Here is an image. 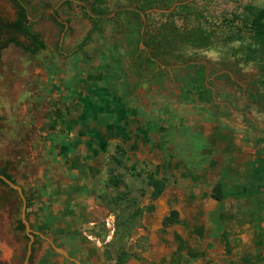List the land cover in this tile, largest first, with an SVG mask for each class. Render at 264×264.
Masks as SVG:
<instances>
[{
	"label": "rangeland",
	"instance_id": "1",
	"mask_svg": "<svg viewBox=\"0 0 264 264\" xmlns=\"http://www.w3.org/2000/svg\"><path fill=\"white\" fill-rule=\"evenodd\" d=\"M25 1L34 13H38L58 0ZM138 1L104 0L98 9L106 14L121 6H137ZM183 4H190V7L184 9ZM170 6L173 5L170 3ZM251 7L264 8V0L177 3L167 12L177 10L179 26L186 22L198 24L193 17L186 20L185 14L199 11L209 24L217 23L220 27L212 26L216 37L208 48L189 49L184 61L172 63L195 60L202 64L158 69L147 61L148 54L141 48V16L125 11L93 24L77 4H64L55 14H46L32 23V31L39 34L47 46L46 50L32 55L23 48L29 46V41L24 36L9 33L4 26L17 19L18 7L11 0H0V169L9 161L8 173L23 186L31 203L36 201L39 189L33 184L57 171L54 142L59 135L56 130L46 136L35 129L25 131L24 123H30L32 129L40 114L43 116L40 125H45L52 116L60 120L65 115L82 112L83 108L91 114L104 101L120 100V108L131 106L143 117L153 116L160 125L166 115L177 117L182 112L181 118H184L189 110L203 115L207 123L218 118L217 125L230 130L237 139L234 144L231 142V148L240 160H237L234 172L225 179L226 192L236 186H246L254 171L256 155L264 152V113L254 96L260 93L256 83L260 74L255 63L245 61V49L241 47L246 42ZM160 20L161 16L153 15L149 24ZM208 23L201 21L199 24L209 31ZM89 36L88 44L77 53ZM12 38L23 47L10 43ZM59 47L64 55L59 53ZM81 87L86 96L78 92ZM16 138H22L23 145L19 146ZM61 140L67 143L64 137ZM15 150L20 152V161L15 160L14 153L12 155L11 151ZM115 158L113 154L104 160L103 172L95 182L96 189L101 192L100 204L107 209L103 221L95 229L89 227L85 231L88 237H93L94 233L101 235L99 242L104 252L108 248V236L121 240L139 227L148 233L149 228L144 222L158 216L152 202L156 207L163 202L153 197L154 191L145 179L132 174L127 163L119 168ZM116 178L121 181L118 188L113 185ZM215 196L218 199L220 195L215 192L213 197L217 200ZM234 200L228 193L224 209ZM22 208L18 193L0 183V264H25L30 240L26 230L15 229L22 221ZM128 216L143 224H128ZM159 216L163 217L164 213ZM34 227L37 230V226ZM89 242L98 243L94 239ZM49 250L44 241H37L32 264L46 263ZM119 254L117 251L116 256Z\"/></svg>",
	"mask_w": 264,
	"mask_h": 264
},
{
	"label": "crops",
	"instance_id": "2",
	"mask_svg": "<svg viewBox=\"0 0 264 264\" xmlns=\"http://www.w3.org/2000/svg\"><path fill=\"white\" fill-rule=\"evenodd\" d=\"M82 91V87L78 89L80 94ZM109 101H104L94 113L124 115L129 128L135 133L134 124L141 123L142 113L131 106L120 108V100ZM82 112L87 113L84 108ZM76 119L72 114L63 116L62 129L73 131V125L79 123ZM111 130L116 135L115 128ZM115 143V136H111L108 140L111 146L105 159L112 155ZM54 146L57 171L33 184L39 189V197L32 203L29 200L27 210L31 225L47 226L45 234L40 235L41 242L50 247L44 264H264V188H254L248 195L242 194L240 188H233L228 193L234 194V203L225 210L228 196L221 201L215 200L213 187L184 190L175 187L169 200H164L165 203L160 206L173 204L172 207L178 210V205H184L187 210L183 209L185 215L173 223L164 222L162 216L157 218L155 215L154 220L151 218L146 224L144 222V226L149 228L148 233L139 227L121 240L108 236L106 244L110 252H104L99 242L101 235L94 233L93 237H88L85 232L89 227L95 229L103 221L107 210L100 204V190L92 183L94 177L103 172V164L92 153H84V149L79 151V143L74 139L70 144L56 139ZM11 152L15 160L20 161V152ZM151 194L150 189L148 196ZM176 199L178 207L174 206ZM127 220L128 224H143L132 216H128ZM32 230L36 228L32 227ZM42 230L39 229L36 234ZM93 239L98 243L89 242ZM36 247L34 240L33 259L29 264L34 261ZM117 251H120L118 256Z\"/></svg>",
	"mask_w": 264,
	"mask_h": 264
},
{
	"label": "flooded vegetation",
	"instance_id": "3",
	"mask_svg": "<svg viewBox=\"0 0 264 264\" xmlns=\"http://www.w3.org/2000/svg\"><path fill=\"white\" fill-rule=\"evenodd\" d=\"M180 113L177 117L166 115L163 125L157 123L153 116L147 118L142 116L140 117L141 123L134 124L137 130L135 133H133V129L129 128L130 124L124 119V115L110 116L101 112L91 114L76 112L72 114L79 122L78 125H73V131L62 129V117L57 120L52 116L53 118L48 123L40 125V119L43 118L41 114L34 128L30 129V123L25 122L23 129L25 131L35 129L39 133L42 132L44 136L51 132L53 134L56 130L57 136L59 135L57 139L64 137L69 144L71 139H74L77 144L79 143V151L83 152L84 149V153H92V156L102 164H104L107 151L111 146L108 145V140L111 136H115L117 143L114 144L112 155L118 157L117 154L126 153L125 160L132 174L141 176L148 183L151 178L163 182L166 189L159 199L165 203L164 200L170 197V193L175 187L182 189L201 188L210 184V187H213L214 190L219 184H225V179L229 176V173L234 172V166L238 164L237 160L240 161L236 153L233 152L234 149L231 148V142L234 144L237 139L234 138L232 132H229L230 130L217 125L218 118L207 123L203 115L196 114L195 111L189 110L184 118H181ZM112 128H115L116 135L111 133ZM21 139L16 138L15 140L17 144L20 143L19 146L22 144ZM24 145H27V143ZM228 148L231 150L228 151ZM194 158L197 159L196 162L192 161ZM84 160H87V158ZM7 167H10L9 161L6 162L4 168L0 169V172ZM5 174L9 175L19 185L15 178L8 173V169ZM98 178L99 175L97 174L92 183L97 182ZM21 187L23 188V186ZM151 188L153 191L155 190L154 187ZM26 197L29 205V197L27 195ZM177 205L178 199H176V205H174L179 206L180 209L178 208V210L172 207L173 204L156 207L157 218L161 213H165L163 216L164 222L168 220L178 221L182 215H185L183 209L186 206ZM153 206L157 205L153 204ZM184 210L187 212L186 209ZM34 226H37L35 232L43 228L42 232L34 234L35 242L41 241L40 235L45 234L44 231L47 230V226L31 225V227Z\"/></svg>",
	"mask_w": 264,
	"mask_h": 264
},
{
	"label": "trees",
	"instance_id": "4",
	"mask_svg": "<svg viewBox=\"0 0 264 264\" xmlns=\"http://www.w3.org/2000/svg\"><path fill=\"white\" fill-rule=\"evenodd\" d=\"M18 7V17L17 19L8 25H4L8 31L13 33L15 36H24L29 41V46L23 47V45L18 42L16 38H12L10 43L18 47H23L27 52L32 55H37L39 52L46 50L47 46L42 41L41 36L32 31V24L29 23V19L27 13L24 8L20 6V4L16 0H11ZM87 1L93 8L96 13L104 14L102 11L98 9L99 5L104 3V0H95L91 2ZM190 0H139L136 4L139 8L144 11L149 12V19H152L153 15L161 16V20L157 22H152L149 24L148 33L146 38L147 45L151 48L154 56L160 60H162L166 64L178 63L184 61V57L187 55L189 49H205L208 48L211 44H213L216 32L214 27H220L219 24L215 23L213 25L209 24L206 21V16H204L201 12H193L189 14H185V19L189 20L191 17L197 20L198 24H190L186 22V24L179 26L176 18L178 17L177 10H174L170 13L169 11L174 5L177 3L189 2ZM72 2H67L65 5H69ZM170 3L173 5L170 6ZM29 4V3H28ZM73 4V3H72ZM193 4V3H192ZM80 7V6H79ZM190 4H183V8H189ZM84 12L85 16L93 23L96 24L98 22L103 21L104 19H95L92 18L86 11L85 8L80 7ZM34 11V10H33ZM164 11V12H161ZM132 15L140 17V14L136 12H130ZM249 15L247 18L246 32L247 38L246 42L242 44V48L245 49V61L247 63H255L257 69L259 71V78L256 83L259 87L260 93H255V98L258 103V107L262 113H264V8H250L248 11ZM203 21L208 23L209 31L202 28L200 26V22ZM217 21V20H216ZM243 35V34H241ZM90 41V36L87 37L84 42L80 45L77 53L83 51V48ZM1 47V43H0ZM59 53L64 55L61 47L58 48ZM182 60V61H181ZM147 61L152 64H157L153 62L149 57H147ZM1 63V61H0ZM262 89V90H261ZM116 162L119 168H123L126 163V153L117 154ZM7 168L3 169L0 172L1 175L6 176L9 180L15 183L9 175H6L5 172ZM251 178L248 180L246 186H236V189L242 191V194L248 195L249 192L254 188H260L262 190L264 188V152L258 153L256 155V160L254 162V171L250 174ZM3 185L4 182L0 181ZM16 184V183H15ZM149 186L154 187L153 197L159 198L161 194L166 189V185L163 182H159L151 178L149 181ZM114 187L118 188L121 185V181L119 178H116V181L113 183ZM6 186V185H5ZM225 184H219L214 189L215 192L220 196L217 200H221V198H226L228 196V192L225 191ZM231 196H234L233 193H230ZM16 231H24L25 226L22 221L19 222L18 226L15 228ZM33 257L30 261H32Z\"/></svg>",
	"mask_w": 264,
	"mask_h": 264
},
{
	"label": "water",
	"instance_id": "5",
	"mask_svg": "<svg viewBox=\"0 0 264 264\" xmlns=\"http://www.w3.org/2000/svg\"><path fill=\"white\" fill-rule=\"evenodd\" d=\"M16 1L20 4V6L22 8L25 9L30 24L39 21L46 14H55L56 11L59 10L67 2H72V3L77 4L80 7L85 8L87 13L92 18H95V19H110V18L115 17L118 13L125 12V11L136 12V13L140 14V16L142 17V20H143L141 48L143 50H145L148 54V57L153 62H155L157 64L158 69H160V68H167V69L182 68V67H185L187 65L202 64L203 63V62L194 60V61H187V62L182 63V64H166L162 60L156 58L154 56L151 48L146 43L148 27H149V12L142 10L141 8H139L136 5L121 6V7L114 9L110 13L100 14V13H96L93 10L92 6L85 0H58L53 6L42 9L38 13H34L33 8L25 0H16ZM208 72H209V70H207V74H208ZM0 181L4 182L6 184V186H8L10 189L16 191L18 193V195L20 196L22 202H23L22 223L24 224L27 235L30 238V243L28 245V252H27V258H26L25 264H29L30 258L32 255L33 243L35 240L34 234H36V232L32 230L30 222L27 219V208H28L27 197L24 193L23 188L21 186L15 184V183H13L7 177L0 175ZM59 251L62 252V254L66 255V253L63 252L62 250L59 249ZM78 264H80V263L78 262Z\"/></svg>",
	"mask_w": 264,
	"mask_h": 264
},
{
	"label": "built area",
	"instance_id": "6",
	"mask_svg": "<svg viewBox=\"0 0 264 264\" xmlns=\"http://www.w3.org/2000/svg\"><path fill=\"white\" fill-rule=\"evenodd\" d=\"M110 224H111V223H109L108 225L111 226Z\"/></svg>",
	"mask_w": 264,
	"mask_h": 264
}]
</instances>
